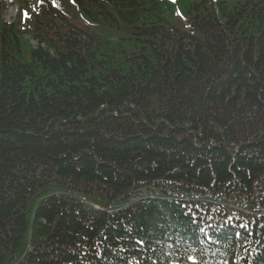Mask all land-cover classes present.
<instances>
[{
    "label": "trees",
    "instance_id": "16d2710c",
    "mask_svg": "<svg viewBox=\"0 0 264 264\" xmlns=\"http://www.w3.org/2000/svg\"><path fill=\"white\" fill-rule=\"evenodd\" d=\"M7 1L0 264H264V0Z\"/></svg>",
    "mask_w": 264,
    "mask_h": 264
},
{
    "label": "rangeland",
    "instance_id": "374dc122",
    "mask_svg": "<svg viewBox=\"0 0 264 264\" xmlns=\"http://www.w3.org/2000/svg\"><path fill=\"white\" fill-rule=\"evenodd\" d=\"M19 1L21 0H8L7 1V5H6L7 9L4 12V19L8 23L13 22L18 17V10L20 7Z\"/></svg>",
    "mask_w": 264,
    "mask_h": 264
},
{
    "label": "snow or ice",
    "instance_id": "6c2138e0",
    "mask_svg": "<svg viewBox=\"0 0 264 264\" xmlns=\"http://www.w3.org/2000/svg\"><path fill=\"white\" fill-rule=\"evenodd\" d=\"M41 2H42V0H41ZM173 2H174V0H173Z\"/></svg>",
    "mask_w": 264,
    "mask_h": 264
}]
</instances>
